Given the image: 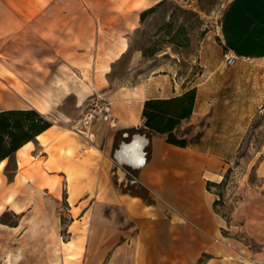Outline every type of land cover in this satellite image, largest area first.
<instances>
[{"label": "rangeland", "instance_id": "1", "mask_svg": "<svg viewBox=\"0 0 264 264\" xmlns=\"http://www.w3.org/2000/svg\"><path fill=\"white\" fill-rule=\"evenodd\" d=\"M59 1L0 0V65L4 66L6 77H16V40L30 36L34 41H44L45 34L56 30L53 26H37L34 21L44 18L45 4ZM230 1L165 0L139 27L135 22L128 24L130 30L137 29L128 35L129 51L125 55L121 52L128 43L120 37L123 30L118 28L115 36H110L106 45L112 46L116 40L117 43L107 62L99 66L102 76L110 72L109 63L116 61L108 76L109 94L94 93L84 105H79L83 106L73 120L65 125L53 124L57 137L51 138L46 147H39L34 139L32 158L22 166H18L13 154L0 168V264H108L116 244L124 243L126 238L120 232H93L90 216L94 191L143 193L144 187L138 183V171L118 166L111 156L110 165L106 170L102 168L103 148H94L88 129L98 122L118 127L113 110L118 106L117 98L112 95L117 92L116 96L125 102L134 100V88L161 70L175 73L178 92L197 85L199 102L208 100L209 114L201 118L197 126L209 130L200 148L210 151L215 158L192 154L190 168L201 170L191 184L198 188L201 183L219 200L214 210L227 220L228 228L223 236L238 253L234 257L250 261L256 258L259 245L255 240L259 233L255 229L257 222L264 220L259 218L264 214V174L260 170L264 164L261 153L264 147V67L249 60L223 67L228 51L222 44L220 23ZM28 3L32 4L31 10L24 7ZM52 13L54 19L61 17L60 11ZM83 66L88 68L83 77L90 82V68ZM65 70L56 85L70 79L78 81ZM38 93L44 95L43 91ZM97 98L110 101L112 118L109 122L94 121L85 125L84 114ZM57 110L68 115L73 104L63 102ZM45 119L53 121L52 117ZM176 134L189 142L196 132L183 124ZM146 151L150 159L151 151L148 148ZM182 153L159 150L160 157L167 163L183 162ZM206 160L214 174L222 177L221 184H203L206 181L200 173ZM120 171L126 180H122ZM172 173L167 168L160 172L157 184L165 193ZM144 189L148 198L149 191ZM172 190L167 192L169 202L155 201L154 208L161 209L162 213L160 218L154 219V225L167 226L174 218L173 207H177L178 202ZM176 199L181 200L179 195ZM109 210L106 209L107 215ZM180 222L185 227L188 225L182 219Z\"/></svg>", "mask_w": 264, "mask_h": 264}, {"label": "crops", "instance_id": "2", "mask_svg": "<svg viewBox=\"0 0 264 264\" xmlns=\"http://www.w3.org/2000/svg\"><path fill=\"white\" fill-rule=\"evenodd\" d=\"M161 1L164 0H78V2L60 0L45 4L44 18L35 20L34 24L53 26L56 30L51 31V34H45L44 41H34L30 36L29 39L16 40V77L13 79L6 77L4 66L0 65V112L34 110L47 119L52 117L53 121L49 120L52 126L35 138L39 147H46L51 138L57 137L53 124L65 125L73 120L79 108L94 93L109 94L108 76L116 61L109 63L110 72L107 74L104 72L102 76L99 66L107 62L109 53L114 50L117 43L116 40L108 47L106 44L110 41V36H115L118 28L122 29L120 37L126 39L128 52V35L137 29L130 30L128 24L135 22L139 27L140 15ZM26 4H24L25 9L31 10L32 4ZM55 11L61 12L59 19L53 18L52 12ZM220 32L222 44L228 53L238 57L236 63L241 64V61L249 60L264 67V0H231L222 16ZM83 65H88L87 67L90 68L92 77L90 82L83 77L84 73L88 72V68L86 70ZM223 67L228 68L225 63ZM65 69H68L78 81L70 79L62 83L63 85H56L58 78L62 80V76L66 73ZM139 84L134 86L132 101L125 102L124 99L118 98L117 92L112 95L117 98L118 106L113 110L116 111L114 120L118 127L111 128L108 124L98 122L88 129L94 148H103L104 170L110 165L108 158L113 157L121 144H128L137 137L148 142L143 149L146 163L136 171H138V183L149 191L150 203L139 196L124 192L117 193L108 189L94 191L90 216L93 232L95 234H103L106 231L110 234L120 232L126 238L124 243L116 244L108 264H197L202 256L206 257L204 264L252 262L264 264V220L257 222L258 228L255 229L259 233V238L255 240L259 245L256 258L253 261L245 258L237 259L234 255L238 253L224 241L228 240L223 236V232L228 228L227 220L214 210L219 200H215L214 195L201 183L198 188L191 184V180H194L197 172L201 170L197 167L190 168L192 154L205 159L215 158L210 151L200 148L203 136L206 138L209 130L197 126L198 121L209 114L208 100L199 102L197 85L178 92L175 73L171 70H161L160 73ZM191 89L196 90L192 115L174 130L176 136L178 128L183 124L195 130L196 135L187 142L186 148L169 145L165 142L164 136L156 133H150V137L146 134L128 135L126 131L131 129L146 130L142 120L145 101L168 100L181 96ZM38 91H43L44 95H40ZM137 94L141 99L136 97ZM63 102L73 104V110L67 111L68 115L57 110ZM81 104L83 105L79 107ZM131 108L137 110L136 125L129 120ZM118 133H121V140L117 149H114ZM197 135L199 138L196 140ZM147 148L151 151L150 159L147 158ZM34 150L35 146L31 141L16 152L19 167L32 158L31 153ZM159 150L178 152V154L183 152L185 159L183 162H164ZM261 153L264 155V147ZM106 160L107 165H105ZM4 163L5 161L2 162L1 167ZM116 164L120 166L117 162ZM166 168L173 171L167 192L173 189L176 198L179 195L181 200L175 198V201L181 207L171 205L175 212L174 218L167 226L165 224L157 226L153 221L160 218L162 212L161 209L154 208V203L169 202L167 192L160 190L157 184L161 178L160 172ZM212 169L206 160L203 172L200 173V177L205 178L206 181H203V184L216 186L220 183L222 177L215 175ZM260 170L264 174V164ZM206 174L209 175L208 178L204 177ZM213 177L218 179L215 180ZM122 180H126L125 175L122 176ZM107 208L110 209L108 215ZM180 208L184 210L180 211ZM259 218L264 219V214ZM181 219L188 224L186 227L181 224ZM98 244L100 245V241Z\"/></svg>", "mask_w": 264, "mask_h": 264}, {"label": "trees", "instance_id": "3", "mask_svg": "<svg viewBox=\"0 0 264 264\" xmlns=\"http://www.w3.org/2000/svg\"><path fill=\"white\" fill-rule=\"evenodd\" d=\"M164 1L155 7L143 12L140 15V22L144 18L162 5ZM196 90L191 89L181 96L168 100H148L144 102L142 110L143 129H131L126 131L129 136L134 134L156 133L164 136L165 142L169 145L186 148L187 142L178 138L174 130L183 120L189 119L193 112ZM52 124L34 110L20 111L11 110L0 112V164L10 159L13 154L21 149L25 144L33 141L40 134L48 130ZM199 135L195 137L197 140ZM121 140V133H118L114 142V149H117ZM135 172V171H134ZM143 193L128 191L132 196H139L147 203V192L143 188ZM205 256H202L197 264H204Z\"/></svg>", "mask_w": 264, "mask_h": 264}, {"label": "built area", "instance_id": "4", "mask_svg": "<svg viewBox=\"0 0 264 264\" xmlns=\"http://www.w3.org/2000/svg\"><path fill=\"white\" fill-rule=\"evenodd\" d=\"M237 59V56L229 52L225 56L224 63L227 67H231L235 65ZM111 111L112 106L109 100L97 98L91 103L90 109L85 112L83 122L85 125L91 124L94 121L109 122L112 118ZM251 264L255 263L252 262Z\"/></svg>", "mask_w": 264, "mask_h": 264}, {"label": "bare ground", "instance_id": "5", "mask_svg": "<svg viewBox=\"0 0 264 264\" xmlns=\"http://www.w3.org/2000/svg\"><path fill=\"white\" fill-rule=\"evenodd\" d=\"M128 50V47L127 46H124V48L122 49V52L121 54H124L126 51ZM138 99H141L140 95L137 94L136 96ZM139 117V116H138ZM128 120V119H127ZM129 120L133 123V124H137L138 120H137V110L136 108H131L130 111H129ZM113 126H115L112 121L111 123ZM116 124V123H115ZM145 140L142 139V138H135V141H134V144L133 145H130V146H123L121 151H119L117 153V159L118 160H122V161H125L129 164H133V165H136L138 163V155H139V151H140V148L142 145H144V142ZM125 155H127V158L125 157ZM2 164V163H1ZM1 164H0V167H1ZM141 169V168H140ZM119 174L122 176V172L120 171ZM251 264V263H250Z\"/></svg>", "mask_w": 264, "mask_h": 264}, {"label": "water", "instance_id": "6", "mask_svg": "<svg viewBox=\"0 0 264 264\" xmlns=\"http://www.w3.org/2000/svg\"><path fill=\"white\" fill-rule=\"evenodd\" d=\"M134 141H135V138H133L132 140H131V142L130 143H128V144H121L120 146H119V149L118 150H116L115 152H114V155H113V158H114V160L119 164V165H121V166H126V167H128L129 169H131V170H133V171H136V170H139L140 168H142L144 165H145V163H146V158H145V153L143 152V149H144V147L147 145V141L145 140L144 142V145H142L141 146V148H140V151H139V155H138V163L136 164V165H131V164H129V163H127V162H125V161H120V160H118L117 159V153L119 152V151H121V149H122V147L125 145L126 147L127 146H130V145H133L134 144ZM125 157L127 158V155H125Z\"/></svg>", "mask_w": 264, "mask_h": 264}]
</instances>
